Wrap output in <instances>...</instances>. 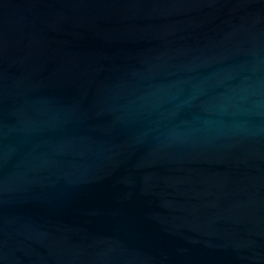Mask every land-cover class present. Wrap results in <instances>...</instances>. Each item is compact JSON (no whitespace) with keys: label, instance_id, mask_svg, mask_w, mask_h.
<instances>
[{"label":"water","instance_id":"1","mask_svg":"<svg viewBox=\"0 0 264 264\" xmlns=\"http://www.w3.org/2000/svg\"><path fill=\"white\" fill-rule=\"evenodd\" d=\"M0 264H264V0H0Z\"/></svg>","mask_w":264,"mask_h":264}]
</instances>
